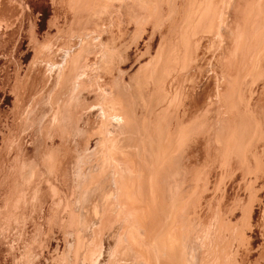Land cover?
Wrapping results in <instances>:
<instances>
[{"label":"bare ground","instance_id":"obj_1","mask_svg":"<svg viewBox=\"0 0 264 264\" xmlns=\"http://www.w3.org/2000/svg\"><path fill=\"white\" fill-rule=\"evenodd\" d=\"M0 264H264V0H0Z\"/></svg>","mask_w":264,"mask_h":264}]
</instances>
